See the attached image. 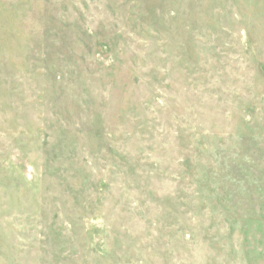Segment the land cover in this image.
I'll list each match as a JSON object with an SVG mask.
<instances>
[{
    "label": "rangeland",
    "instance_id": "obj_1",
    "mask_svg": "<svg viewBox=\"0 0 264 264\" xmlns=\"http://www.w3.org/2000/svg\"><path fill=\"white\" fill-rule=\"evenodd\" d=\"M0 264H264V0H0Z\"/></svg>",
    "mask_w": 264,
    "mask_h": 264
}]
</instances>
